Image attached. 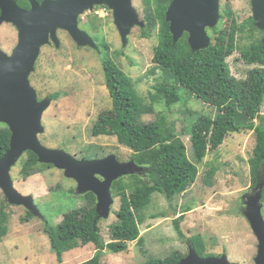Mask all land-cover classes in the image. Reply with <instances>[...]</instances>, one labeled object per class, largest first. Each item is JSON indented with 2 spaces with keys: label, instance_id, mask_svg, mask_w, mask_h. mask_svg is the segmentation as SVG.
Instances as JSON below:
<instances>
[{
  "label": "rangeland",
  "instance_id": "1",
  "mask_svg": "<svg viewBox=\"0 0 264 264\" xmlns=\"http://www.w3.org/2000/svg\"><path fill=\"white\" fill-rule=\"evenodd\" d=\"M103 5H96L78 17L79 28L89 32L96 46L80 45L61 29L58 31L60 45L51 42L42 47L29 79L38 99H51L43 115L45 131L39 134L44 145L64 149L79 159L114 154L119 161L126 162L133 159L132 149L120 144L116 136L95 135L93 131L100 113L113 107L102 57L106 55L115 61L134 80L145 101H149L150 92L163 79L162 70L153 61L159 32L156 27L149 37H142V27L137 25L128 36V43L123 45L112 11L103 9ZM133 5L139 18L145 20L144 1L133 0ZM153 7L154 4L151 10ZM227 8L233 10L239 25L246 24L244 30L238 31L237 50L227 58L232 74L244 79L256 65L244 62L240 48L254 39H261L264 34L250 29L246 18L251 11L248 0H220L219 21L207 28L211 44L227 39L231 22ZM17 42V27L10 22L0 23V50L11 54ZM179 93L181 101L170 106L166 102L155 104L154 111L144 114L142 121H153L159 113L165 115L185 142L189 157L197 162L190 127L200 115L215 116L218 110L185 87L180 86ZM261 115H264V106L255 118V125L260 124ZM6 126L0 122V129ZM256 141L254 129L231 133L218 149L209 151L201 162H197L198 177L182 193L169 199L161 192H154L152 202L138 211V217L142 219L140 238L128 241L127 248L118 252L105 248L102 264H147L155 258L162 261L175 256L183 258L189 254L190 238L196 234L202 236L206 245V256L197 251L201 257L226 254L231 261L256 264L259 241L246 215V200L259 192L252 186L249 164ZM21 167L19 160L11 170L15 186L23 194L33 196L41 213L35 214L23 205L10 203L8 234L0 240V264H78L94 256L96 246L88 243L65 252L60 262L44 231L46 226L60 223L66 212L88 204L84 194L77 191V181L54 165L24 178ZM211 167H215L216 172L211 184L207 185L204 175ZM143 171L135 174L147 178ZM135 174L122 177L128 181L129 176ZM113 184L111 192L115 202L111 213L107 218H99L106 243L112 238L111 225L118 220L115 211L120 207V197L115 196ZM0 197L6 199L1 188ZM260 204L264 216V202ZM188 206L192 209L185 212ZM28 212L32 217L24 221ZM182 215L180 224L184 237L175 227V220Z\"/></svg>",
  "mask_w": 264,
  "mask_h": 264
},
{
  "label": "trees",
  "instance_id": "2",
  "mask_svg": "<svg viewBox=\"0 0 264 264\" xmlns=\"http://www.w3.org/2000/svg\"><path fill=\"white\" fill-rule=\"evenodd\" d=\"M143 1L146 13L141 36L149 37L159 22V41L154 48L153 61L162 70L163 79L150 92L149 101H145L134 80L104 55L102 65L113 107L100 113L93 131L95 135L116 136L120 144L132 149V157L143 166L147 178L135 174L129 176L128 181L122 177L114 182L113 191L120 197V207L115 211L118 220L111 225L110 242L106 243L101 233L97 198L93 192L84 194L89 200L87 205L66 212L57 225L46 226L44 231L60 262L65 252L88 243L95 244L96 253L78 264H102L105 248L115 252L126 249L128 241L140 238L142 219L138 217V211L152 202L153 193L161 192L169 199L182 193L198 177L197 162H201L209 151L218 149L231 133L251 129L256 132V145L249 158L250 173L252 186L261 190V201L264 202V115H261L260 124L255 125V118L264 106V41L257 38L240 48L244 62L256 66L248 71L246 78L238 79L232 74L227 58L237 50L238 31L244 30L246 24H238L231 8L226 9L231 18L226 41L194 50L188 43V33L174 41L165 15L170 0ZM17 2L24 8L31 6L29 0ZM247 22L252 31L255 28L253 19H247ZM180 86L218 110L215 116L200 115L190 127L197 162L189 157L185 142L165 115L159 113L153 121H142L144 114L154 111L155 104L166 102L170 106L181 101ZM10 138L9 127L1 128L0 157L10 147ZM20 162V173L24 178L52 166L39 162L33 151L24 153ZM215 172L216 168L211 167L205 173L207 185L211 184ZM9 205L5 197H0V240L8 234ZM191 209L188 206L185 212ZM183 215L175 220V227L182 237L184 232L180 223ZM31 217L28 212L23 220ZM190 241L200 255L206 256V245L200 234L191 237ZM181 258L175 256L165 261L155 258L148 260L147 264H178Z\"/></svg>",
  "mask_w": 264,
  "mask_h": 264
},
{
  "label": "water",
  "instance_id": "3",
  "mask_svg": "<svg viewBox=\"0 0 264 264\" xmlns=\"http://www.w3.org/2000/svg\"><path fill=\"white\" fill-rule=\"evenodd\" d=\"M30 8L20 6L17 0H0V23H13L18 29V42L11 54L0 50V122L11 131L10 147L0 157V188L6 199L14 205H23L35 214L41 213L32 195L20 192L15 186L11 170L24 153L33 151L41 163L63 169L68 177L78 183V192H93L97 198L98 218L109 217L115 202L111 192L115 180L124 175L141 172L144 168L134 158L121 162L114 154L101 158L79 159L72 153L44 145L39 134L45 131L43 115L51 99H38L30 82V74L44 45H60L59 30H66L80 45L96 46L93 38L78 26V17L96 5H107L114 15L115 25L123 45L135 26L144 27L133 0H29ZM257 25L264 28L263 0H255ZM260 6L256 10V7ZM220 18V0H172L166 19L174 41L188 33L192 49L210 46L208 27L215 26ZM259 190L247 200L246 215L259 241L256 264H264V216ZM178 264H240L229 260L226 254L201 257L191 244L189 254Z\"/></svg>",
  "mask_w": 264,
  "mask_h": 264
},
{
  "label": "flooded vegetation",
  "instance_id": "4",
  "mask_svg": "<svg viewBox=\"0 0 264 264\" xmlns=\"http://www.w3.org/2000/svg\"><path fill=\"white\" fill-rule=\"evenodd\" d=\"M171 1L172 0H170L169 1V4L167 5V7H166V10H165V13L167 12V9H168V7H169V5H170V3H171ZM254 1L255 0H248V5L250 6V13H248V16L246 17L247 19H249V20H252L253 19V21H254V24H255V28L252 30V31H256V33H259V32H262L263 34H264V29H262V28H260V27H258L257 26V21H256V18H255V4H254ZM263 2H264V0H263ZM103 9H110L107 5H103V6H101ZM260 8V6H258L257 5V7H256V10L257 9H259ZM111 10V9H110ZM262 10L264 11V5L262 6ZM112 11V10H111ZM99 14V13H98ZM112 15H113V11H112ZM155 16V18L157 17V14L155 13L154 14ZM166 15V14H165ZM113 18H114V15H113ZM79 20V19H78ZM159 22L157 23V25H156V27H158V32H159ZM80 28L83 30V31H85L86 33H88L89 34V32L86 30V29H84V28H82L81 26H80ZM71 36V35H70ZM263 41H264V36L261 38ZM75 40V39H74ZM39 100H41V99H39Z\"/></svg>",
  "mask_w": 264,
  "mask_h": 264
},
{
  "label": "built area",
  "instance_id": "5",
  "mask_svg": "<svg viewBox=\"0 0 264 264\" xmlns=\"http://www.w3.org/2000/svg\"><path fill=\"white\" fill-rule=\"evenodd\" d=\"M96 12L98 13V10Z\"/></svg>",
  "mask_w": 264,
  "mask_h": 264
}]
</instances>
